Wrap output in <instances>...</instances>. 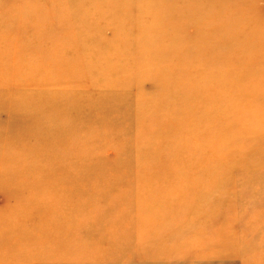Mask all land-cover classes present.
I'll return each mask as SVG.
<instances>
[{"label":"rangeland","instance_id":"obj_1","mask_svg":"<svg viewBox=\"0 0 264 264\" xmlns=\"http://www.w3.org/2000/svg\"><path fill=\"white\" fill-rule=\"evenodd\" d=\"M0 264H264V0H0Z\"/></svg>","mask_w":264,"mask_h":264},{"label":"bare ground","instance_id":"obj_2","mask_svg":"<svg viewBox=\"0 0 264 264\" xmlns=\"http://www.w3.org/2000/svg\"><path fill=\"white\" fill-rule=\"evenodd\" d=\"M224 18V17H223ZM237 23H240L239 21H237ZM240 25H238V28L240 29ZM239 29H236V30H232L233 32H235V33H239L240 32V30ZM165 53L167 52H169L170 51V49H164L163 50ZM12 65V64H11ZM181 70V69H180ZM172 72H176V69H175V66H174V68H173V70H172ZM175 74H179L178 72L177 73H175ZM40 151H42L41 153H43L44 151L43 150H40ZM48 153V152H47ZM62 173L63 174H65L66 172H67V169H65V168H62ZM68 185H69V183H66V185L64 186V187H68ZM44 186V185H43ZM95 187V186H94ZM98 188V187H97ZM44 196H47V195H43V197ZM80 199V198H79ZM63 216V215H62ZM68 217V216H67ZM66 221H65V223H64V219H61V220H59L58 222H57V224L52 228V229H50V228H48V227H51V226H45V229L47 230V232H46V234L48 235V233L50 234L52 231H54V230H57V228H56V226L57 227H62V226H66ZM69 244H71V243H69ZM68 244V245H69ZM61 248H62V252L66 255V252H67V246L65 245V243H63L62 242V244H61ZM50 250V249H49ZM51 251V250H50Z\"/></svg>","mask_w":264,"mask_h":264}]
</instances>
